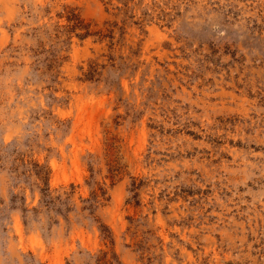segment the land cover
<instances>
[{
	"label": "rangeland",
	"instance_id": "374dc122",
	"mask_svg": "<svg viewBox=\"0 0 264 264\" xmlns=\"http://www.w3.org/2000/svg\"><path fill=\"white\" fill-rule=\"evenodd\" d=\"M0 264H264V0H0Z\"/></svg>",
	"mask_w": 264,
	"mask_h": 264
}]
</instances>
